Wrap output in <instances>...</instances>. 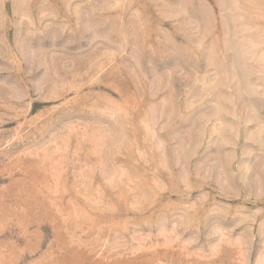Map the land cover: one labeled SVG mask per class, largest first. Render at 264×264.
<instances>
[{
	"label": "rangeland",
	"instance_id": "1",
	"mask_svg": "<svg viewBox=\"0 0 264 264\" xmlns=\"http://www.w3.org/2000/svg\"><path fill=\"white\" fill-rule=\"evenodd\" d=\"M0 264H264V0H0Z\"/></svg>",
	"mask_w": 264,
	"mask_h": 264
}]
</instances>
